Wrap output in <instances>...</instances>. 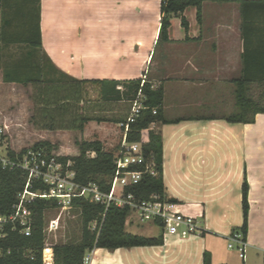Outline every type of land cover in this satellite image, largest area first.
<instances>
[{"label": "crops", "instance_id": "obj_1", "mask_svg": "<svg viewBox=\"0 0 264 264\" xmlns=\"http://www.w3.org/2000/svg\"><path fill=\"white\" fill-rule=\"evenodd\" d=\"M6 1L12 25L0 39V124L9 127L10 142L19 145L26 142L23 132L36 133L32 86L7 82L4 76L18 78L21 60L25 63L30 34L24 21L37 0ZM161 7L162 0H39L42 49L59 70L78 80L142 78L163 88L167 122L154 128L163 140L166 194L185 214L203 217L202 235L182 240L162 233L159 246L94 249L90 264H203L205 253L211 264H264V114L252 123L227 120L239 112L236 81L245 52L241 5L205 2L200 21L197 9L188 8L183 13L188 29L182 16H172L169 40L159 39ZM250 16L258 17L253 7ZM246 34L255 56L252 66L258 68L264 28ZM113 130L120 132L118 124L90 122L83 132H65L106 146ZM245 180L249 213L242 260L227 238L242 233Z\"/></svg>", "mask_w": 264, "mask_h": 264}, {"label": "trees", "instance_id": "obj_2", "mask_svg": "<svg viewBox=\"0 0 264 264\" xmlns=\"http://www.w3.org/2000/svg\"><path fill=\"white\" fill-rule=\"evenodd\" d=\"M235 0H162L160 40H169V29L172 16H182V26L185 30L189 25L183 13L188 8L197 9L200 21L202 5L205 2L230 3ZM241 5L243 16L242 33L245 39L242 77L236 81V99L239 112L227 120L231 123H252L257 114H264V105L255 102L249 95V86L253 83L264 85V39L263 52H260L259 67L252 66L255 56L250 51L247 31L254 27L264 28V0H236ZM251 5V6H250ZM12 6V5H11ZM250 7L257 13V18L250 16ZM10 5L6 0H0V39L11 27L12 18L7 9ZM14 8V7H13ZM28 22L24 27L30 36L26 41L28 51L24 54L25 63L20 62L18 78L15 74L5 72V81L18 82L32 86L34 111L31 123L37 131H77L83 132L90 122L119 124L127 120L138 96H142L143 109L131 124L128 140L142 144L147 158L156 164V176L146 175L134 192L148 200L153 195L166 197L163 182V140L157 125L166 123L163 114L164 90L154 88L145 79L119 81L114 79L78 80L59 70L51 59L43 52L40 29L39 0L36 1L34 13H29ZM263 60V61H262ZM30 68V74L23 73ZM257 74V75H256ZM94 85L99 93L97 100L88 98V86ZM156 110V114L153 111ZM251 113L252 115H249ZM79 155L61 157L64 164L72 162L76 171V181L86 185L97 183L101 190H110V180L115 172V153L107 151L99 141H78ZM34 149L46 148L50 153L56 147L49 141H40L32 146ZM25 150V149H24ZM95 154L94 157L90 154ZM25 175L20 169L4 170L0 167V217L11 216L17 203V195L23 191ZM37 188V187H36ZM46 190V186H41ZM248 183L243 186V215L242 234L246 241L248 232ZM56 200H37L28 205L29 216L32 219V232L27 236L21 233L19 223L5 224L0 227V264H43L45 250V227L48 212L57 209ZM73 211L81 220V238L77 242L60 243L53 247L54 264H83L87 252L94 249L110 251L119 248L159 246L164 242L163 235L150 238L135 235L126 231L130 210L110 207L105 215V207L84 199H74ZM98 222V229L92 231L90 225ZM16 226V229L14 227ZM203 264H211V257L204 254Z\"/></svg>", "mask_w": 264, "mask_h": 264}, {"label": "built area", "instance_id": "obj_3", "mask_svg": "<svg viewBox=\"0 0 264 264\" xmlns=\"http://www.w3.org/2000/svg\"><path fill=\"white\" fill-rule=\"evenodd\" d=\"M142 109V96L139 95L127 120L118 124L121 139L115 153V172L109 182L108 192L101 190L95 182L86 185L77 182L72 162L62 163L56 151L50 153L46 148L34 149L32 146L25 150L12 148L9 143V127L0 124V167L4 170L20 169L25 175V186L17 195L15 211L11 216L0 217V227L9 223L14 225L19 223L21 233L29 236L32 232V219L29 216L28 205L39 199L56 200L58 208L48 212V215L54 212L56 216H48L46 222L43 264H54L53 251L51 256L47 255V251L52 250L55 245L50 246L49 241L60 228L64 213L73 210L74 199H84L104 206V217L112 206L129 209L130 217H135L139 224L160 226L164 236L171 235L185 240L202 235L204 233L202 216L185 214L182 206L167 194L165 198L153 195L150 199L143 200L134 192L146 175H157L156 164L153 159L145 156L142 144L128 140L131 124L135 122ZM153 114H156V110ZM41 186H46L47 189L43 190ZM90 229L99 230L98 222H93ZM227 240L229 249L237 251L239 257L245 260L247 242L243 234L235 232ZM91 254L92 251L87 252L83 264H90Z\"/></svg>", "mask_w": 264, "mask_h": 264}, {"label": "rangeland", "instance_id": "obj_4", "mask_svg": "<svg viewBox=\"0 0 264 264\" xmlns=\"http://www.w3.org/2000/svg\"><path fill=\"white\" fill-rule=\"evenodd\" d=\"M146 74H148V68L146 69ZM88 98L92 100H97L99 98V93L97 88L94 85L88 86ZM249 95L260 105H264V85H256L252 89H249ZM49 132V131H48ZM59 132V133H57ZM54 133H43V131H37L34 133L33 131H25L23 135L25 136V143L14 145L10 142V146L14 149H25L27 147L33 146L35 143L40 141H49L56 147V153L61 157H75L79 155V149L77 145V140L74 138V134L67 133L65 131H57ZM77 132V131H75ZM113 139L112 142L108 145H104L107 151H113L116 153L118 151L119 142L121 139V130L118 134L113 130ZM106 143H108L106 141ZM78 151V152H77ZM90 156L94 157L95 154H90ZM56 213H51L49 217L56 216ZM134 221L135 225H130V221ZM126 229L129 232L134 234L137 233H146L150 234L153 237H157L163 233V229L160 226L148 224L141 225L135 219V217H129L126 225ZM81 238V220L80 216L77 212L73 210L69 213H64L60 221V228L56 231V235L51 236L49 241L50 246H54L60 243L67 242H77ZM235 251V250H233ZM236 253V251H235ZM237 255V253H236ZM243 264V263H242Z\"/></svg>", "mask_w": 264, "mask_h": 264}, {"label": "bare ground", "instance_id": "obj_5", "mask_svg": "<svg viewBox=\"0 0 264 264\" xmlns=\"http://www.w3.org/2000/svg\"><path fill=\"white\" fill-rule=\"evenodd\" d=\"M47 255H48V256H51V255H52V250H48V251H47Z\"/></svg>", "mask_w": 264, "mask_h": 264}]
</instances>
